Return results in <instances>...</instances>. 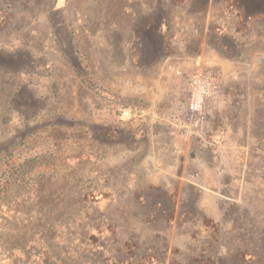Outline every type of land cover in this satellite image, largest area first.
Returning a JSON list of instances; mask_svg holds the SVG:
<instances>
[{
    "label": "rangeland",
    "instance_id": "1",
    "mask_svg": "<svg viewBox=\"0 0 264 264\" xmlns=\"http://www.w3.org/2000/svg\"><path fill=\"white\" fill-rule=\"evenodd\" d=\"M190 1L0 0V264H264V65L242 110L251 118L238 142L249 148L225 175L219 220L196 215L195 190L183 201L180 190L132 185L156 138L136 141L131 130L165 125L133 117L141 79L171 52L200 50L176 40L195 30L175 24ZM157 10L169 18L164 51L158 24L140 38L133 30ZM221 20L232 33L235 13L222 6ZM253 32L234 34L240 48L222 56L264 54V25ZM185 57L173 65L190 70ZM108 128L118 142L105 141ZM183 207L189 215L175 217Z\"/></svg>",
    "mask_w": 264,
    "mask_h": 264
},
{
    "label": "crops",
    "instance_id": "2",
    "mask_svg": "<svg viewBox=\"0 0 264 264\" xmlns=\"http://www.w3.org/2000/svg\"><path fill=\"white\" fill-rule=\"evenodd\" d=\"M191 2L192 0L186 3L188 14L184 13L183 17L179 16V12L175 14V24L185 23L189 26L192 23L193 26L194 23L195 30L193 33H190L189 30L180 32L177 39L174 37V40L176 39L180 43L185 42V47H189L188 44L191 41L202 35L200 50L196 52L194 50L180 51V55L171 52L165 56L163 68L155 70L153 76H143V79L140 75L138 76L139 80L144 82V88L138 94L143 102L139 101V109L131 110L133 117L137 116L136 120L144 122L145 125L162 119L160 122H164L165 125L162 129H150L149 133H145V137L152 134L151 136L156 138V141L154 140L155 143L150 147V150L144 153L145 155L138 162V166L133 169V173L129 174L133 181L132 185L148 182V184L167 192L180 190L179 195L181 198L183 197V201L188 200L190 191L195 190V193L197 192L194 201L196 215L219 220L223 216L221 187L225 181V175L228 172L231 173L228 168L232 162L234 163V160L237 161L236 153L242 151L244 153L249 148L238 142L241 138V123L250 121L251 118V113L248 117H244L242 110L246 104L252 105V98L258 96V68L264 65V54L256 52L254 56H250L251 58L245 59L240 56V53H244L240 51L241 49L236 56L235 54L222 56V51L212 48L213 46L206 50L209 39L208 32L215 23L223 22L220 21V11L222 6L224 8L226 6L224 2L213 3L212 0H208L205 10L199 12L195 11ZM182 5L185 6L183 2H179L174 6L176 9H181ZM259 25H264V21L246 33L235 32V34L239 37L246 34L255 35L251 31H254ZM252 38L254 37L252 36ZM183 54L186 56L185 62L189 66H215L222 78L223 109L217 114L214 129L209 135V139L213 143L207 146L186 139L167 120L169 108L176 104L186 86L184 78L182 79L183 75L178 73V70H185L187 67L175 66L172 61L180 56L183 58ZM167 89L171 91L172 96L163 101ZM247 131L250 132L249 128ZM227 152H233L234 157H230ZM183 186L186 190L182 189ZM131 187L134 188V186ZM187 212V209L183 207L179 211L176 210L174 215L181 218L188 216ZM189 217L194 218V216Z\"/></svg>",
    "mask_w": 264,
    "mask_h": 264
},
{
    "label": "built area",
    "instance_id": "3",
    "mask_svg": "<svg viewBox=\"0 0 264 264\" xmlns=\"http://www.w3.org/2000/svg\"><path fill=\"white\" fill-rule=\"evenodd\" d=\"M185 75V90L176 104L169 108L167 120L178 133L204 146L209 139L217 114L223 109V82L213 67L197 65L190 70L179 69Z\"/></svg>",
    "mask_w": 264,
    "mask_h": 264
},
{
    "label": "trees",
    "instance_id": "4",
    "mask_svg": "<svg viewBox=\"0 0 264 264\" xmlns=\"http://www.w3.org/2000/svg\"><path fill=\"white\" fill-rule=\"evenodd\" d=\"M184 0H171V7L179 2ZM213 3L216 2H224L226 9L229 11H233L236 16V24L235 29L233 32H230L229 26L223 22L215 23L209 30V39L208 42L215 45L221 51H226L227 53H231L232 48H235L237 51L241 43L237 38L234 36L235 32L246 33L254 28L257 24L264 21V0H212ZM194 6L195 11H203L205 10L206 6L208 5V0H192L191 2ZM169 7V9L171 8ZM168 11V10H167ZM160 10L154 11L151 16L147 17L145 22L141 20L135 24L134 27V34L136 38L144 37V32L150 30L151 27L158 24V33L160 35L159 45L164 51L165 47L167 46L168 41L170 40L167 37V33L169 30V18L166 14H160ZM202 42V35L198 38H195L190 43H195L196 49L200 48ZM161 51V52H162ZM119 132L115 129L108 128L106 133L105 141L108 142H118L120 140ZM130 135L132 138H135L136 141H140L145 139V131L144 130H131ZM93 138H99L96 134L92 135ZM122 141V139H121ZM135 141V140H134ZM125 141H123L124 143ZM133 142V141H129ZM126 143V142H125ZM142 203V202H141ZM173 211V210H172ZM171 216L168 218L170 219ZM196 262V261H194ZM194 264H199L198 262ZM201 264H206L204 261H201Z\"/></svg>",
    "mask_w": 264,
    "mask_h": 264
}]
</instances>
